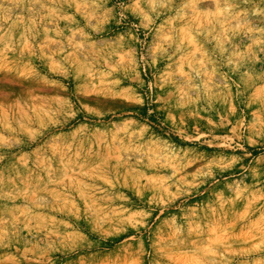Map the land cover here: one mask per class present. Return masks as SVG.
I'll return each instance as SVG.
<instances>
[{
	"label": "rangeland",
	"instance_id": "rangeland-1",
	"mask_svg": "<svg viewBox=\"0 0 264 264\" xmlns=\"http://www.w3.org/2000/svg\"><path fill=\"white\" fill-rule=\"evenodd\" d=\"M0 264H264V0H0Z\"/></svg>",
	"mask_w": 264,
	"mask_h": 264
}]
</instances>
